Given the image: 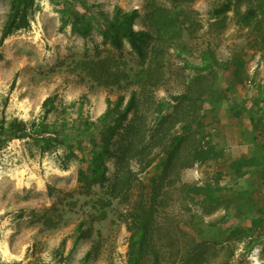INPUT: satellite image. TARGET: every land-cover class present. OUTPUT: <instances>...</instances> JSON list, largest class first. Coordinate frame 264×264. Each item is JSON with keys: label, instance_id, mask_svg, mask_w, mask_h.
Wrapping results in <instances>:
<instances>
[{"label": "rangeland", "instance_id": "rangeland-1", "mask_svg": "<svg viewBox=\"0 0 264 264\" xmlns=\"http://www.w3.org/2000/svg\"><path fill=\"white\" fill-rule=\"evenodd\" d=\"M117 7L142 53L123 17L114 42ZM29 17L0 44V138L27 124L0 149V264H264V0H35ZM134 208L153 230L131 251Z\"/></svg>", "mask_w": 264, "mask_h": 264}, {"label": "trees", "instance_id": "trees-1", "mask_svg": "<svg viewBox=\"0 0 264 264\" xmlns=\"http://www.w3.org/2000/svg\"><path fill=\"white\" fill-rule=\"evenodd\" d=\"M35 0H11V7L10 11L8 14V17L4 23V26L2 28L1 32V37H0V44H2L8 36H10L13 32L22 29V28H27L30 26V17H29V11L30 9L34 6ZM231 8V5L229 3H226L222 5L221 7L215 9L214 13L216 15H221L222 13H225ZM137 13L135 11L133 12H122V10L117 7L116 10V16H115V21L111 23V29L115 33L114 35V42L117 44V46H121V40L118 36L117 28L120 26L122 22V17L123 21L129 22L125 34L128 37V41L133 49H135L137 52L142 53L143 52V42L145 38L147 37V32L145 30H137L131 26L130 20L136 15ZM89 31V29H85L84 33ZM54 105V98L53 97H48L44 101V106L46 107V112L45 115H48ZM135 106V93L131 96L130 101L126 105L125 109L123 111H118L117 114L118 116L121 117H126L128 112L133 109ZM16 128L12 132V134H9L7 136H4V139L2 140L0 138V149L2 148L3 144L6 142V139L10 140L12 138H19V137H24L27 135V124L23 121H16L15 122ZM37 124L36 121H34V125ZM3 128V126H2ZM1 128L0 134L4 133V130ZM140 130V129H139ZM138 130V132H140ZM141 133L139 143L144 140L145 138V131ZM37 140L42 144V148L49 149L51 146H53V140L50 137H38ZM174 149H172L171 153H173ZM124 158L125 155L122 154V158L119 161L120 164L124 163ZM128 158L127 157V168L126 169H121L119 168L116 171V180H114L113 183H110L111 189L113 191L114 196L116 197H125L128 195V190L131 187V178L129 177V174L132 173V169L129 166L128 163ZM223 166L225 167H231L233 166V163H224ZM129 187L127 188V186ZM152 197V195H150ZM135 210L129 214V222H128V229L132 231L131 234V251L134 250H139V244H141V241L137 238V233L141 231H145L147 234L150 230H153L151 227V214L146 215V213L143 211L142 208H134ZM131 217V218H130ZM147 244L146 241H142V245ZM131 254V252H130ZM89 255L86 256L88 258ZM131 262H134V264H137L139 261L138 255H133L130 257Z\"/></svg>", "mask_w": 264, "mask_h": 264}]
</instances>
